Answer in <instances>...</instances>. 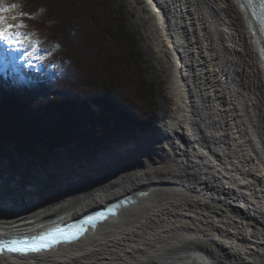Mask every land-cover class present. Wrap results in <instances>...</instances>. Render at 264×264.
Returning a JSON list of instances; mask_svg holds the SVG:
<instances>
[{"label": "bare ground", "instance_id": "bare-ground-1", "mask_svg": "<svg viewBox=\"0 0 264 264\" xmlns=\"http://www.w3.org/2000/svg\"><path fill=\"white\" fill-rule=\"evenodd\" d=\"M145 1L157 16V48L166 45L174 57L175 104L163 126L100 152L89 177L97 180L80 191L70 185L86 175L49 190L37 184L15 194L6 187L0 237L42 229L55 208V217L75 220L111 200L133 201L79 240L3 252L0 264H264L260 0ZM0 62H9L2 45Z\"/></svg>", "mask_w": 264, "mask_h": 264}, {"label": "trees", "instance_id": "trees-1", "mask_svg": "<svg viewBox=\"0 0 264 264\" xmlns=\"http://www.w3.org/2000/svg\"><path fill=\"white\" fill-rule=\"evenodd\" d=\"M29 15L52 31L58 50L51 78L34 85L0 80V144L52 150L102 143L126 128L146 131L158 119L157 87L142 67L135 38L115 0H26Z\"/></svg>", "mask_w": 264, "mask_h": 264}, {"label": "rangeland", "instance_id": "rangeland-1", "mask_svg": "<svg viewBox=\"0 0 264 264\" xmlns=\"http://www.w3.org/2000/svg\"><path fill=\"white\" fill-rule=\"evenodd\" d=\"M10 3L17 5L15 16H18L20 12L28 14L23 18L24 23L27 25L24 31L31 33L34 41H39V45L31 57V64L25 60H20L22 66L6 62L3 67H11L13 72L21 71L25 74L24 77L27 82L32 85L35 84L37 78H51L58 69V66L52 63V55L57 52L59 46L52 31L38 23L43 17L44 11L39 10L35 15L30 16L26 0L5 2V4L13 5ZM115 6L125 14L126 27L135 38L141 52L142 67L146 78L155 83L157 87L155 113L158 119L153 127L148 128L146 131L128 127L119 132L111 133L100 144L90 140L82 147L69 143L47 150L43 147L31 146L28 142L12 143L6 146L0 144V192L7 187L16 194L17 190L30 189L37 184L49 190L53 189L54 184H58L63 179L72 180L86 175L79 183L70 185L80 191L82 183L87 184L97 180L89 179V177L90 173H93L97 168L96 162L100 152L111 146L126 145L133 139H138L140 133L156 130L163 126L175 104L172 95L174 69L172 51L166 45L157 48L156 43L160 32L156 25L157 16H155L147 1L115 0ZM5 76L6 72L1 71L0 79ZM18 80H23L21 74L18 76ZM122 190L131 191L132 189L124 188ZM87 192L82 193V196L85 197ZM113 196V194L107 196L105 201L108 202ZM72 207L68 208V211ZM58 210L60 208L53 209V215L46 221L57 218L54 215ZM79 214H74L72 217L76 218Z\"/></svg>", "mask_w": 264, "mask_h": 264}, {"label": "snow or ice", "instance_id": "snow-or-ice-1", "mask_svg": "<svg viewBox=\"0 0 264 264\" xmlns=\"http://www.w3.org/2000/svg\"><path fill=\"white\" fill-rule=\"evenodd\" d=\"M260 6L264 9V0H260ZM17 5H5L0 3V45L3 46V52L7 56L9 63L15 64L17 60H25L31 64V57L37 50L39 41L32 39V34L25 32L27 25L24 23V17L28 14L20 12L18 16L9 17L5 13L10 12ZM10 20H16V23H10ZM31 48L32 51H27ZM18 52L20 55H13ZM42 59V58H41ZM102 216V214H100ZM89 220L96 217H89ZM71 238L62 229H55L42 236L29 240L0 241V250L7 248L9 251H39L47 248L51 243L58 242L59 237Z\"/></svg>", "mask_w": 264, "mask_h": 264}, {"label": "water", "instance_id": "water-1", "mask_svg": "<svg viewBox=\"0 0 264 264\" xmlns=\"http://www.w3.org/2000/svg\"><path fill=\"white\" fill-rule=\"evenodd\" d=\"M149 131V130H148ZM130 201H133V199L130 198V196H126L123 197L121 200L118 201V203L116 204L118 210H120V207L124 204H128L130 203ZM111 214H115L112 211H106L104 215H102L101 217L96 219V222L99 224L100 222H102L104 220V218H108ZM57 218H65V215L61 216V217H57ZM92 221L91 220H87L86 223L90 224ZM17 232L21 231V229H17ZM179 264H182L181 262H179ZM186 264V263H185Z\"/></svg>", "mask_w": 264, "mask_h": 264}]
</instances>
